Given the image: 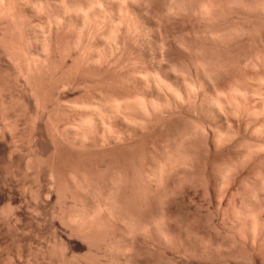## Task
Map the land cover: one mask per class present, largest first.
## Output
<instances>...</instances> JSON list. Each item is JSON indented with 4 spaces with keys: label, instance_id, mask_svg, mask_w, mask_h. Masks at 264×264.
Instances as JSON below:
<instances>
[{
    "label": "rangeland",
    "instance_id": "obj_1",
    "mask_svg": "<svg viewBox=\"0 0 264 264\" xmlns=\"http://www.w3.org/2000/svg\"><path fill=\"white\" fill-rule=\"evenodd\" d=\"M2 1L0 264H264V0H224L204 18L192 11L200 0H174L193 9L168 19L169 0H135L152 21L123 13L113 54L94 20L57 29L52 0ZM155 31L164 63L150 55ZM216 93L225 101L210 112ZM131 98L138 108L119 103ZM159 216L164 235L149 227Z\"/></svg>",
    "mask_w": 264,
    "mask_h": 264
},
{
    "label": "bare ground",
    "instance_id": "obj_2",
    "mask_svg": "<svg viewBox=\"0 0 264 264\" xmlns=\"http://www.w3.org/2000/svg\"><path fill=\"white\" fill-rule=\"evenodd\" d=\"M2 1V0H1ZM0 1V2H1ZM11 2H12V0H10ZM15 1V0H14ZM41 3L43 2V0L41 1V0H39ZM49 1V0H48ZM66 0H64V3H63V0H52V2L55 4V6H56V9L58 10L57 12H56V17L55 16H53L54 18H53V20L51 19L50 21L51 22H49V18H48V21L47 22H49L48 23V25H50L51 26V24H55V25H57L56 27H57V29H60L61 27H59L58 28V26H60V25H62L63 24V22H65V24H67V25H74L73 27H74V29H75V26L79 29V30H82L83 28H86L85 26H86V23L87 22H89V21H92V20H94L95 22H96V26L95 27H92L91 28V32L90 33H93L94 34V37H95V35L97 34L98 35V33L100 34V33H103L105 36H101V34H100V37H102L101 39H100V37H99V39H100V41H101V43L104 45V47H108V49H106V50H108V52L110 51H112V44H113V41H112V36L114 35V34H112V32H113V30H114V28H115V26H117V25H119L117 22H120L121 20H119V19H121L120 17L122 16V14L123 13H127V12H129V13H132L133 15H140V16H144V15H148V17H147V19L151 16H149V14H148V12H145L146 11V9L144 8V7H142V4L141 5H139L140 3H138L137 5H136V1L135 0H85L86 2L85 3H80V2H78V3H76V1H75V3H71L70 1L71 0H68L70 3H68L67 4V2L68 1H66ZM73 1V2H74ZM80 1V0H79ZM82 1V0H81ZM141 1V0H140ZM145 1V0H144ZM166 1V0H165ZM174 0H169L168 2H167V4H165V6H164V8H163V13H164V15L162 14V16H164L165 18H167L168 19V17L170 16H173V14H174V16L177 14V13H180L181 11H184V9H186V10H189V9H187V8H191L190 10H192L193 9V7L191 6V7H187V6H189V5H184V7H183V5L181 4V5H178L177 3H175L176 1H174ZM241 1V0H240ZM10 2V3H11ZM19 2V1H18ZM23 2V1H22ZM26 2V1H25ZM39 2V5L41 4ZM83 2V1H82ZM198 2V1H197ZM234 2V1H233ZM249 2V1H248ZM4 2L2 1V4H3ZM28 3H30L29 1H28ZM49 3V2H48ZM184 3V2H183ZM189 3H191V2H189ZM229 3V2H228ZM228 3H226V1H224V0H216V1H214V0H200V3H199V5H198V7H194V10H192L193 11V13L194 14H197V15H200L199 17H201L202 16V18H204L203 16H205V17H209V15L210 14H212V13H214L215 14V12L217 13L218 11H221V10H224L226 7L228 8ZM8 4H9V2H8ZM26 4H27V2H26ZM36 4V3H35ZM45 4V3H44ZM234 5H236L235 3H233ZM232 4V5H233ZM241 4V3H240ZM29 5V4H28ZM32 5H34V4H32ZM31 5V6H32ZM38 5V6H39ZM53 5V4H52ZM144 5V4H143ZM228 5V6H227ZM261 5V4H260ZM0 6H1V3H0ZM9 6V5H8ZM10 6H11V4H10ZM27 6V5H26ZM37 6V5H36ZM34 7V11H39V9L42 7V6H39V9L37 8V7ZM241 6V5H240ZM244 6V5H243ZM248 6V5H247ZM4 7H5V4H4ZM13 7V6H12ZM44 7V6H43ZM46 7V6H45ZM183 9H182V8ZM233 7V6H232ZM238 7V6H237ZM236 7V8H237ZM256 7H258V6H256ZM1 8V7H0ZM6 8V7H5ZM37 8V9H36ZM126 10V8H128V9H130V11L128 10V11H123L124 9ZM151 8V7H150ZM240 8V7H239ZM244 8V7H243ZM50 9V8H49ZM52 9V8H51ZM123 9V10H122ZM264 9V8H263ZM5 10V9H4ZM9 10V9H8ZM237 10H239V9H237ZM256 10V9H255ZM40 11H41V9H40ZM43 11L44 10H42L41 12H42V14H43ZM191 11V12H192ZM230 11V10H229ZM1 12V11H0ZM11 12H12V10H11ZM144 12H145V14H144ZM186 12V11H185ZM189 13H190V11H188ZM245 12V11H244ZM256 12V11H255ZM262 12H263V10H262ZM35 13H37V12H35ZM126 13H125V15H126ZM129 13H127V15L129 14ZM176 13V14H175ZM221 13H222V11H221ZM3 14V13H2ZM9 14H10V10H9ZM53 14H54V12H53ZM161 14V13H160ZM4 15H5V12H4ZM37 15V14H36ZM39 15H41V13L39 14ZM182 15V14H181ZM7 16V15H6ZM24 16V15H23ZM146 16H145V19H146ZM44 17V16H43ZM125 17V16H124ZM135 17V16H134ZM133 17V18H134ZM163 17V18H164ZM177 17V16H176ZM179 17V16H178ZM109 19L108 21H109V27L107 28V29H103V30H101V28H103V25H102V27L100 28L99 26H98V24H100L101 22L103 23V20H105V19ZM131 18V17H130ZM136 18V17H135ZM139 18V17H138ZM151 18H153V17H151ZM151 18H149L150 20H151ZM22 19V18H21ZM122 19H124L123 17H122ZM143 19V18H142ZM148 19V20H149ZM173 19H175V18H173ZM117 20H119V21H117ZM155 20V19H154ZM162 20V19H161ZM216 20V19H215ZM14 21V20H13ZM93 21V22H94ZM108 21H104V22H108ZM140 21V20H139ZM142 21V20H141ZM140 21V22H141ZM146 20H144V22H145ZM152 21V20H151ZM46 22V23H47ZM59 22H62V24H58ZM126 22H127V20H126ZM147 22V21H146ZM149 22V21H148ZM154 22V21H153ZM156 22H157V20H156ZM172 22V21H171ZM91 23V22H90ZM101 23V24H102ZM155 23V22H154ZM160 23V22H159ZM54 24H53V26H54ZM117 24V25H116ZM128 24H130V23H128ZM163 24V23H162ZM229 24V23H228ZM32 25H35V24H32ZM48 25H45V30H46V26H48ZM88 25V24H87ZM104 25H105V23H104ZM131 25V24H130ZM155 26L157 25V23H155L154 24ZM236 25V24H235ZM13 26V25H12ZM50 26L48 27V29L50 28ZM63 27H64V24H63ZM67 27V26H66ZM66 27H64L65 29H66ZM70 27H72V26H70ZM70 27H69V29H70ZM91 27V26H90ZM130 27V26H129ZM52 28H55V27H51V29ZM76 28V29H77ZM106 28V27H105ZM117 28V27H116ZM156 29H157V27H155ZM159 28V27H158ZM47 29V30H48ZM63 29V28H62ZM61 29V30H62ZM88 29H89V27H88ZM201 29V28H200ZM11 30V29H10ZM43 31V32H40L41 34L39 35L37 32H36V34H38L39 36L37 37L38 39H39V43H38V45H36V50H37V55L39 56V55H41L43 52H44V42H45V33H47L46 31ZM55 30V29H54ZM84 30H87V29H84ZM137 30V29H136ZM158 30V29H157ZM156 30V31H157ZM209 30V29H208ZM74 31V30H73ZM155 31V32H156ZM81 32V31H80ZM84 32V31H83ZM89 32V31H88ZM139 32V31H138ZM160 33H161V31H159ZM76 33V32H75ZM157 33V32H156ZM155 33V34H156ZM160 33H157L156 34V37H155V48H153V51L152 50H150L149 52H151L150 53V55H152L151 56V58H152V62L153 63H164V61H163V50H165L166 48L164 47V45H165V39L160 35ZM79 34H81V33H79ZM197 34V33H196ZM203 34V33H202ZM222 34V33H221ZM221 34H220V32L218 33H207V35H205V37L207 36V39H210V41L212 40H216L217 39V37H218V39L219 40H221L222 41V39H221ZM48 35V34H47ZM116 35V34H115ZM199 35V34H198ZM91 36H92V34H91ZM172 36H174L173 34H172ZM48 37V36H47ZM79 37V36H78ZM93 37V38H94ZM98 37V36H97ZM167 37H168V35H167ZM175 37V36H174ZM180 38V37H179ZM233 38V37H232ZM173 39V38H172ZM167 40H169V38L167 39ZM31 41V40H30ZM79 41V40H78ZM77 41V42H78ZM191 41V40H190ZM86 42V41H85ZM115 42V41H114ZM178 42H180V41H178ZM178 42H177V44H178ZM183 42V41H182ZM217 42V41H216ZM220 42V41H219ZM262 42V41H261ZM76 43V42H75ZM168 43V41L166 42V44ZM175 43V42H174ZM51 44V43H50ZM181 45L182 44H184V43H180ZM180 44H178V46H180ZM101 45V44H100ZM114 45V44H113ZM119 45V44H118ZM117 44H116V42H115V46H118ZM147 44H145V46H146ZM263 45V44H262ZM185 46V45H184ZM16 47V46H15ZM28 47V46H27ZM119 47V46H118ZM117 47V48H118ZM181 47V46H180ZM19 48V47H18ZM89 48V47H88ZM117 48H115V49H117ZM188 48V47H187ZM14 49V48H13ZM48 49V48H47ZM46 49V50H47ZM87 49V48H86ZM93 49V48H92ZM91 49V50H92ZM186 49V48H185ZM255 49V48H254ZM55 50V49H54ZM78 50V49H77ZM96 50V49H95ZM98 51H99V49H97ZM97 51V52H98ZM105 51V50H104ZM184 51V50H183ZM92 52H93V50H92ZM101 52V51H100ZM86 53V52H85ZM84 53V54H85ZM96 53V52H95ZM114 52L112 51L111 52V54H113ZM189 53V52H188ZM197 53H198V51H197ZM46 54V53H45ZM83 54V53H82ZM89 54H90V52H89ZM256 54V53H255ZM19 55V54H18ZM36 55V56H37ZM91 55H93V53H91ZM91 55H90V57H91ZM97 55V54H96ZM110 55V54H109ZM241 55V54H240ZM13 56H14V53H13ZM42 56V55H41ZM86 56V55H85ZM98 56V55H97ZM89 57V56H88ZM134 57V56H133ZM193 57V56H192ZM19 58V57H18ZM33 58V57H32ZM41 58V57H40ZM82 58V57H81ZM84 58V57H83ZM86 58V57H85ZM91 58H93V57H91ZM91 58H90V60H91ZM95 58H97V57H94L92 60L94 61V62H97V60H99V58L96 60ZM103 58V57H102ZM34 59V58H33ZM108 59V58H107ZM258 59V58H257ZM28 60V59H27ZM51 60V59H50ZM248 60V59H247ZM16 62H18V61H16ZM20 62V61H19ZM90 62V61H89ZM93 62V63H94ZM135 62V61H134ZM191 62V61H190ZM29 63H30V61H29ZM28 63V64H29ZM92 63V62H91ZM106 63V62H105ZM113 63V62H112ZM172 63H173V61H172ZM199 63V62H198ZM249 63V62H248ZM255 63V62H254ZM16 64V63H15ZM18 64V63H17ZM95 64V63H94ZM196 64V63H195ZM199 64H202L201 62L199 63ZM74 65V64H73ZM176 65V64H175ZM184 65V64H183ZM196 65H198V64H196ZM42 66V65H41ZM123 66V65H122ZM173 66V65H172ZM251 66V65H250ZM17 67V66H16ZM45 67V66H44ZM130 67V66H129ZM132 67V66H131ZM202 67V66H201ZM252 67V66H251ZM24 68V67H23ZM205 68V67H204ZM122 69V68H121ZM156 69V68H155ZM197 72H198V75H199V77H200V80H203V81H205V80H207L208 78H207V75H206V72L204 71V70H202L201 68H199V67H197ZM22 71V70H21ZM30 71V70H29ZM207 71V70H206ZM156 72V71H155ZM168 72V71H167ZM28 73V72H27ZM173 73V72H172ZM179 73V72H178ZM134 74V73H133ZM153 74V73H152ZM139 75V74H138ZM210 75V74H209ZM24 76V75H23ZM81 76V75H80ZM118 76V75H117ZM143 76V75H142ZM145 76V75H144ZM149 76V75H148ZM184 76V75H183ZM259 76V75H258ZM27 77V76H26ZM129 77V76H128ZM146 77V76H145ZM158 77V76H157ZM144 78V77H143ZM143 78H141V76L140 77H138V80L142 83V84H145L146 83V80L148 79V78H145V79H143ZM155 78V77H154ZM154 78H153V80H154ZM162 78V77H161ZM152 80V79H151ZM150 80V81H151ZM156 80V79H155ZM237 80V79H236ZM260 80V79H259ZM261 81V80H260ZM259 81V82H260ZM148 82V81H147ZM209 82V81H208ZM258 82V81H257ZM154 83H156V82H154ZM237 83V82H236ZM152 84V83H151ZM157 84V83H156ZM155 84V85H156ZM96 85V84H95ZM139 85V84H138ZM147 85V84H146ZM185 85V84H184ZM242 85V84H241ZM157 86V85H156ZM228 86V85H227ZM90 87V86H89ZM190 87V86H189ZM215 88H216V86H215ZM234 88V87H233ZM112 89V88H111ZM192 89V88H191ZM218 89V88H217ZM229 89V88H228ZM89 90V89H88ZM227 90V89H226ZM233 90V89H232ZM111 91V90H110ZM219 91V90H218ZM228 91V90H227ZM234 91V90H233ZM251 91V90H250ZM134 92V91H133ZM173 92V91H172ZM206 92V91H205ZM229 92H230V90H229ZM238 92V91H237ZM109 93V92H108ZM221 93V92H220ZM235 93V92H234ZM174 94V93H173ZM196 94V93H195ZM223 94V93H222ZM228 94V93H227ZM248 94V93H247ZM108 95V94H107ZM226 95V94H225ZM229 95H233V93L231 94H229ZM208 96V95H207ZM228 96V95H227ZM255 96V95H254ZM231 97V96H230ZM229 97V98H230ZM137 100H138V98H136ZM243 99V98H242ZM125 100V99H124ZM124 100H122L121 102H119V103H126L127 105H130V107L132 106V107H134V108H138V105H139V103L137 102V101H135V100H133V101H135V102H133L132 101V98H131V100L130 99H127L125 102H123ZM151 100V99H150ZM228 100V99H227ZM229 100H231V99H229ZM246 100V99H245ZM113 101V100H112ZM139 101V100H138ZM224 101H225V98L223 97V95H219V93H216L213 97H211V98H209L207 101H206V105H205V108H206V110H208V111H210V112H214L215 110H216V108H218V106L220 105V104H222V103H224ZM233 101V100H232ZM257 101V100H256ZM69 102V101H68ZM115 102V101H114ZM113 102V103H114ZM117 102L118 101H116V103H114V104H116L117 105ZM138 104H137V103ZM227 102V101H226ZM118 103V104H119ZM141 103V102H140ZM230 103V102H229ZM228 103V104H229ZM67 104V103H66ZM71 104V103H70ZM109 104V103H108ZM135 104H137V107L135 106ZM73 105V104H72ZM75 105V104H74ZM73 105V106H74ZM77 105V104H76ZM90 105V104H89ZM100 105V104H99ZM107 105V104H106ZM112 105V104H111ZM123 105V104H122ZM125 105V104H124ZM152 105H154V104H152ZM233 105V104H232ZM126 106V105H125ZM140 106H141V104H140ZM139 106V107H140ZM83 107V106H82ZM86 107V106H85ZM88 107V106H87ZM94 107V106H93ZM95 107H97V106H95ZM105 107H108V106H105ZM117 107H119L118 105H117ZM117 107L115 108V109H117ZM122 107V106H121ZM129 107V106H128ZM142 107V106H141ZM140 107V108H141ZM219 107H221V105L219 106ZM70 108V107H69ZM111 108V107H110ZM113 108V107H112ZM133 108V109H134ZM153 108V107H152ZM156 108V107H155ZM94 109V108H93ZM101 109V108H100ZM114 109V110H115ZM120 109V108H119ZM124 109V108H123ZM241 109V108H240ZM98 110V109H97ZM147 110V109H146ZM220 110H221V108H220ZM93 111V110H92ZM123 111V110H122ZM125 111V110H124ZM124 111H123V113H124ZM241 111V110H240ZM206 112V111H205ZM221 112H222V110H221ZM89 113V112H88ZM100 113H102V112H100ZM138 113V112H137ZM114 114V113H113ZM239 114V113H238ZM98 115V114H97ZM119 115H121V114H119ZM199 116V115H198ZM102 119V118H101ZM126 119V118H125ZM124 119V120H125ZM189 120V119H188ZM87 121V120H86ZM135 121V120H134ZM184 121V120H183ZM256 121V120H255ZM85 122V121H84ZM128 122V121H127ZM126 122V123H127ZM64 123V122H63ZM78 123H79V121H78ZM88 123V122H87ZM86 123V124H87ZM105 123V122H104ZM137 123V122H136ZM247 123V122H246ZM73 124H75V123H73ZM81 124H83V123H81ZM129 124V123H128ZM199 124V123H198ZM79 125V124H78ZM200 125V124H199ZM198 125V126H199ZM248 125V124H247ZM57 126V125H56ZM81 126V125H80ZM90 126V125H89ZM67 127V126H66ZM76 127V126H75ZM78 127V126H77ZM204 127V126H203ZM68 128H70V127H68ZM110 128H111V126H110ZM109 128V129H110ZM191 128V127H190ZM64 129V128H63ZM200 129V128H199ZM192 130V129H191ZM204 130V129H203ZM75 131H76V128H75ZM112 131V130H111ZM184 131V130H183ZM220 131H222L221 129L219 130V132ZM105 132V131H104ZM110 132V131H109ZM108 132V133H109ZM193 132H194V130H193ZM207 132V131H206ZM111 133V132H110ZM175 133V132H174ZM204 133V132H203ZM222 132H220V136L221 135H223V134H221ZM182 134V133H181ZM218 134V133H217ZM87 135V134H86ZM193 135V134H192ZM215 135H216V133H215ZM260 135V134H259ZM184 136V135H183ZM182 136V137H183ZM206 137V136H205ZM235 137V136H234ZM190 138V137H189ZM215 138V137H214ZM217 139H214L213 140V142H212V145L213 146H216L218 143L219 144H221L222 142H221V138H219V137H216ZM177 139V138H176ZM175 139V140H176ZM179 139V138H178ZM178 139H177V141H178ZM186 139V138H185ZM213 139V138H212ZM219 139V140H218ZM171 140V139H170ZM174 140V141H175ZM173 141V142H174ZM221 143H220V142ZM243 141V140H242ZM107 142H108V140H107ZM179 142V141H178ZM254 142V141H253ZM250 143V142H249ZM112 144V143H111ZM174 144L176 145V141L174 142ZM218 144V147L220 146ZM228 145V144H227ZM263 145V144H262ZM177 146H178V144H177ZM217 147V148H218ZM104 148V147H103ZM180 148V147H179ZM238 148V147H237ZM263 148V147H262ZM122 151V150H121ZM167 151V150H166ZM153 152V151H152ZM250 152H251V150H250ZM254 152H255V150H254ZM259 152V151H258ZM177 153V152H176ZM249 153V152H248ZM251 154V153H250ZM254 154V153H253ZM103 155V154H102ZM190 155V154H189ZM188 155V156H189ZM176 156V155H175ZM179 156H181V155H179ZM171 157V156H170ZM174 159V158H173ZM185 160H187V159H185ZM179 161V160H178ZM263 161V160H262ZM176 163V162H175ZM125 165V164H124ZM157 165V164H156ZM156 165H154V166H156ZM169 165V164H168ZM229 166V165H228ZM158 167H160V169L162 168H164L162 165H160L159 164V166ZM158 167L156 168V169H154V167H153V169H154V171H152L151 173H149L148 175H150L151 174V176L153 175V177H155V178H153V179H159L158 177L160 176V179H161V176L163 175V170H161V172H160V170L158 169ZM183 167V166H182ZM175 168H177V167H175ZM228 168V167H227ZM223 169V168H222ZM108 170V169H107ZM152 170V169H151ZM174 171V170H173ZM185 171V170H184ZM148 173V172H147ZM153 173V174H152ZM160 173H162V175H160ZM226 173V172H225ZM223 174V173H222ZM167 175V174H166ZM182 175V174H181ZM151 176H148V178H150ZM175 176V175H174ZM177 176V175H176ZM231 177V176H230ZM116 178V177H115ZM138 178V177H137ZM75 180V179H74ZM117 180V179H116ZM145 180V179H144ZM85 181V180H84ZM109 181V180H108ZM154 181H156V180H154ZM102 182V181H101ZM159 182V181H158ZM142 183V182H141ZM115 184V183H114ZM158 184V183H157ZM163 184V183H162ZM224 184V183H223ZM80 185V184H79ZM106 185V184H105ZM262 185H264V184H262ZM158 186V185H157ZM144 187V186H143ZM169 187V186H168ZM115 188V187H114ZM121 188V187H120ZM175 188V187H174ZM88 189V188H87ZM112 189H113V187H112ZM125 189V188H124ZM137 189V188H136ZM140 189V188H139ZM215 189V188H214ZM109 190V189H108ZM115 190V189H114ZM117 190V189H116ZM172 191V190H171ZM261 191V190H260ZM84 192V191H83ZM255 193V192H254ZM253 193V194H254ZM118 194V193H117ZM142 194V193H141ZM148 194V193H147ZM91 195V194H90ZM109 195V194H108ZM166 195V194H165ZM250 195V194H249ZM85 197V196H84ZM87 197V196H86ZM101 197V196H100ZM115 197V196H114ZM164 197V196H163ZM162 197V198H163ZM264 197V196H263ZM88 198V197H87ZM86 199V198H85ZM88 199H90V197L88 198ZM250 199V198H249ZM79 200V199H78ZM91 200V204H92V208H93V211H95L96 213H98V211L97 210H99V211H101V210H103V209H99V208H101L100 206H102L101 204H97V202L96 201H94L93 200V198H91L90 199ZM152 200V199H151ZM81 201V200H80ZM89 202V201H88ZM103 202V201H102ZM164 202V201H163ZM115 203V202H114ZM251 203V202H250ZM260 206V205H259ZM263 206V205H262ZM105 207V206H104ZM245 207V206H244ZM103 208V207H102ZM106 210H108V209H106ZM240 210V209H239ZM110 211V210H109ZM91 212V211H90ZM95 212H93V213H95ZM95 213V214H96ZM110 213V212H109ZM83 215V214H82ZM97 216V215H96ZM163 216V215H162ZM170 216V215H169ZM85 217V216H84ZM93 217V216H92ZM111 217V216H110ZM155 217V216H154ZM160 217V216H159ZM158 217V218H159ZM75 218V217H74ZM80 218V217H79ZM88 218V217H87ZM153 218V217H152ZM165 218V217H164ZM224 218V217H223ZM163 219V217L161 218L160 217V219H157V220H155V222L153 223H151V226H149L150 228L152 227L153 229H154V231H156V232H158V235L159 234H163V233H160V232H162V231H160V230H162L163 228H162V225H163V221H164V219ZM175 219V218H174ZM231 222V221H230ZM164 224H165V222H164ZM147 226V225H146ZM253 226V225H252ZM137 227V226H136ZM143 227V226H142ZM148 227V228H149ZM178 227V226H177ZM250 227V226H249ZM145 228V227H144ZM143 228V229H144ZM147 228V227H146ZM149 228V229H150ZM162 228V229H161ZM213 228H215V227H213ZM246 228V227H245ZM253 228V227H252ZM135 230H136V228H135ZM147 230V229H146ZM164 230V229H163ZM252 230V229H251ZM144 231H145V229H144ZM186 232V231H185ZM264 232V231H263ZM124 233V232H123ZM138 233V232H137ZM242 233V232H241ZM130 234V233H129ZM215 234V233H214ZM146 235V234H145ZM164 235V234H163ZM140 236V235H139ZM134 237V236H133ZM160 237V236H159ZM163 237V236H162ZM162 237H161V239H162ZM165 238V237H164ZM153 239V238H152ZM165 240H166V238H165ZM220 241V240H219ZM166 242V241H165ZM125 243V242H124ZM129 245V244H128ZM221 245V244H220ZM131 246V245H130ZM224 246V245H223ZM126 247V246H125ZM124 249H126V248H124ZM130 249V248H129ZM223 250V249H222ZM124 251V250H123ZM128 251V250H127ZM204 251H205V249H204ZM125 252V251H124ZM126 253V252H125ZM125 253H123V254H125ZM227 253V252H226ZM128 254V253H127ZM138 254V253H137ZM125 256H126V254H125ZM123 258V257H122ZM263 260V259H262ZM122 261H124V260H122Z\"/></svg>",
    "mask_w": 264,
    "mask_h": 264
}]
</instances>
